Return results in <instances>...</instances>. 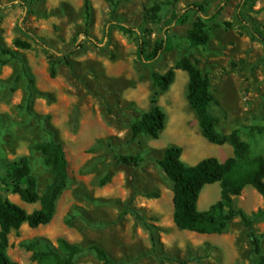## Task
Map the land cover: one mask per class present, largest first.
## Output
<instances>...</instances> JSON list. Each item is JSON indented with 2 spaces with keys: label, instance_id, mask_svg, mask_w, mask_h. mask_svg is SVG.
Here are the masks:
<instances>
[{
  "label": "rangeland",
  "instance_id": "obj_1",
  "mask_svg": "<svg viewBox=\"0 0 264 264\" xmlns=\"http://www.w3.org/2000/svg\"><path fill=\"white\" fill-rule=\"evenodd\" d=\"M195 4L205 12L188 11ZM172 5V0H0V44L15 53L0 64L1 159L26 157L40 195L53 174L35 147L59 141L69 164L68 185L51 223L35 229L24 224L6 236L15 263L41 264L34 258L39 242L62 254L63 239L81 248L73 264H102L93 246L111 264H254L250 229L240 217L221 234L175 225L173 183L158 164L165 150L181 147L182 161L193 166L209 157L224 162L234 148L202 136L187 100L186 72L175 70L167 90L154 84L152 74L164 75L185 60L196 65L210 80V113L218 132H236L251 156L263 154L264 134L252 135L250 128L264 124V42L248 27L264 36V0ZM172 12L186 14L187 21H170ZM199 21L208 42L193 48L189 37ZM139 37L148 55L165 37L171 49L148 64L139 58ZM15 41L27 48H17ZM154 99L167 116L164 131L159 139L134 137L132 125ZM220 193L219 183L206 186L199 210L217 203ZM3 194L29 213L39 208L6 188ZM232 206L251 218L264 253V198L248 186Z\"/></svg>",
  "mask_w": 264,
  "mask_h": 264
},
{
  "label": "trees",
  "instance_id": "obj_2",
  "mask_svg": "<svg viewBox=\"0 0 264 264\" xmlns=\"http://www.w3.org/2000/svg\"><path fill=\"white\" fill-rule=\"evenodd\" d=\"M178 2L179 0H172V7L174 8ZM221 10L222 6L208 20H214ZM86 11L89 12L88 2ZM188 11L203 14L205 7L195 4L189 7ZM239 15H241L240 12ZM170 21L184 24L187 21V15L172 12ZM117 26L123 31H131L127 26L121 24H117ZM248 28L253 37L264 42V36L258 29L250 26ZM26 34L28 33L26 32ZM85 36L91 38L87 33ZM35 40L40 42L38 39ZM139 42V58L148 64L155 62L171 49V42L165 37L148 55L145 42L141 37H139ZM189 42L193 48L203 47L207 44L208 36L205 33L203 22L199 21L195 24ZM14 44L17 48H27V45L21 41H15ZM14 56V51L0 44V64L3 62V58ZM175 70H183L188 74L187 100L199 120L202 136L214 145L227 143L232 145L234 154L224 162L215 157H209L196 165L188 166L182 161L183 149L181 147L170 146L165 150L158 164L173 183V221L180 230L205 235L223 233L231 221L240 217L245 226L250 229V243L257 255L254 264H264L260 238L252 230L251 218L243 210H236L232 206L234 198L239 197L248 186L253 187L264 198V153L251 156L248 144L242 141L236 132L230 135L218 132L217 121L210 113V107L214 101L210 80L190 61L185 60L179 63L164 75L152 74L154 84L162 90H167L175 80ZM166 122L165 112L154 99L150 111L145 113L139 122L132 125L133 136L137 137L143 134L152 139H159L166 127ZM250 133L252 135L264 134V124L251 127ZM35 149L42 153L45 166L53 174L52 181L42 195L38 193L37 182L31 173L26 157L6 161L0 156V264H17L8 256L6 236L11 231L20 229L24 224L32 229L50 224L56 213L57 202L68 185L69 164L63 143L49 140L37 145ZM123 161L128 162L127 159ZM215 183H219L221 187L220 200L207 211H200L198 204L202 191L206 186ZM4 188L19 196L20 200L26 204H39V208L31 213L27 212L4 196ZM58 244V249L62 254L51 244L39 242L34 258L41 264H73L75 257L81 252V248L63 239H60ZM92 249L102 264H111L104 250L98 246H93Z\"/></svg>",
  "mask_w": 264,
  "mask_h": 264
}]
</instances>
